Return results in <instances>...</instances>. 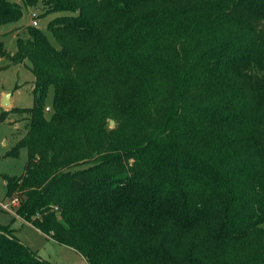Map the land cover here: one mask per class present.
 Instances as JSON below:
<instances>
[{
	"label": "trees",
	"instance_id": "1",
	"mask_svg": "<svg viewBox=\"0 0 264 264\" xmlns=\"http://www.w3.org/2000/svg\"><path fill=\"white\" fill-rule=\"evenodd\" d=\"M21 1L73 14L0 38L35 77L16 213L89 264H264V0ZM0 264L50 263L0 225Z\"/></svg>",
	"mask_w": 264,
	"mask_h": 264
},
{
	"label": "rangeland",
	"instance_id": "2",
	"mask_svg": "<svg viewBox=\"0 0 264 264\" xmlns=\"http://www.w3.org/2000/svg\"><path fill=\"white\" fill-rule=\"evenodd\" d=\"M11 1L20 3L23 14L18 21L0 26V38L8 50H14L15 37L22 33L26 26L32 25L34 19L37 21L35 26L48 36L53 45H58L48 29V23L58 16L70 15L73 12L47 11L42 5L31 7L26 6L21 0ZM34 87L35 77L28 61L12 63L7 58H0V118L5 116L4 120H0V225L8 227L18 239L50 264H85L87 260L80 253L71 247L55 243L32 224L17 216L13 210H7L1 205L2 202L10 204L11 201L6 194V176L23 175L27 163V149L24 146L18 149L17 155L8 154L25 135L28 123L26 113L19 114L11 109L31 107L35 99ZM7 93L10 94L12 103L10 107L2 104ZM54 95V85H50L44 100L45 114L48 118L52 114ZM114 126L115 121L110 127Z\"/></svg>",
	"mask_w": 264,
	"mask_h": 264
},
{
	"label": "built area",
	"instance_id": "3",
	"mask_svg": "<svg viewBox=\"0 0 264 264\" xmlns=\"http://www.w3.org/2000/svg\"><path fill=\"white\" fill-rule=\"evenodd\" d=\"M33 16L35 17L36 15H33ZM33 24L37 25V21L35 19L33 21ZM10 200H11L10 204L2 202L1 205H2L3 208H5L7 210H13L14 213L17 214L16 213V208L19 205V200L16 197L10 198ZM85 264H89V263L87 261H85Z\"/></svg>",
	"mask_w": 264,
	"mask_h": 264
},
{
	"label": "water",
	"instance_id": "4",
	"mask_svg": "<svg viewBox=\"0 0 264 264\" xmlns=\"http://www.w3.org/2000/svg\"><path fill=\"white\" fill-rule=\"evenodd\" d=\"M2 104L5 106H9L10 105V94H6L3 98ZM110 125L113 126L114 125V120H110Z\"/></svg>",
	"mask_w": 264,
	"mask_h": 264
},
{
	"label": "crops",
	"instance_id": "5",
	"mask_svg": "<svg viewBox=\"0 0 264 264\" xmlns=\"http://www.w3.org/2000/svg\"><path fill=\"white\" fill-rule=\"evenodd\" d=\"M12 105V103H11V99H10V105H9V107ZM17 216H18V214H16ZM20 217V216H19ZM21 218V217H20ZM21 219H23V218H21ZM24 220V219H23ZM55 242V241H54ZM55 243H57V242H55Z\"/></svg>",
	"mask_w": 264,
	"mask_h": 264
}]
</instances>
